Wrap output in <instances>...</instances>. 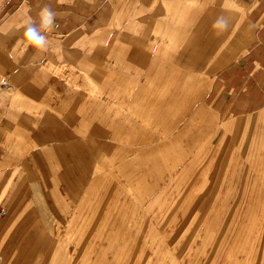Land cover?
<instances>
[{
  "label": "crops",
  "instance_id": "obj_1",
  "mask_svg": "<svg viewBox=\"0 0 264 264\" xmlns=\"http://www.w3.org/2000/svg\"><path fill=\"white\" fill-rule=\"evenodd\" d=\"M164 1L170 2L168 7L173 9L174 0ZM124 2L128 4L125 7L139 10L126 16L127 22L121 26L116 22L113 9L105 11L107 16H98V23L86 22L88 15L95 13L92 10L99 7V0H0V43L3 45L0 76L15 84L26 81L27 85L23 86L28 89H62L72 78V75L67 76L74 71L76 85L83 87L84 72L92 66L89 75L92 81L108 84L109 88L114 82L113 94L118 98L0 99L1 264L51 263L52 241L18 239L20 224L14 222V216L20 214L32 217L60 214L43 184L52 187L55 183H65L68 194L75 192L72 184L84 183L85 176L98 174L94 169L101 166V152L106 153V167L112 168L113 176L121 167L126 168L125 177L135 169L137 174L133 177H138V184L144 176L154 175L151 170L147 172V168L136 170L129 161L116 164L115 154L132 152L130 143L133 140L139 144L145 142L140 131L136 132L139 126L153 132L158 125H164L165 114L162 112L158 116L157 112L161 106L163 111V96L168 87L165 80L171 76L175 79L176 72L183 74L179 75L178 89L175 87L174 99L168 104L174 112L181 104L185 108L193 103L194 99H179L187 88L195 89V94L201 89L208 92L210 100L206 103L217 106L220 115L227 111L242 115L245 102L252 104L251 112L264 109L261 105V99L264 101V0H194L193 12L179 13L174 9L169 16L164 15L155 1ZM45 5H50L58 14V27L48 32L39 23V13ZM111 8L115 5L111 4ZM106 17L107 24L99 22ZM29 18L47 37L43 50L31 46L24 38ZM216 21L221 25L215 26ZM64 37L66 47L54 45L55 39ZM92 40L105 42L90 46L88 43ZM73 42L77 48L70 45ZM84 45L88 48L81 49ZM62 51H70L69 55L74 58H63ZM59 55L61 58L57 60ZM66 55L68 57V53ZM103 57L106 60L101 59ZM55 70L58 74H54ZM197 72L209 75L210 80L196 85ZM119 73L122 77L116 78ZM45 107L51 110L47 111ZM147 121L153 122L151 127ZM263 121L264 113H260L252 138L256 139L260 133ZM247 126L245 119L224 123L220 145L229 142L230 131L241 134ZM188 132L182 137L190 136L193 141ZM20 136H27L28 144L23 145L30 147L26 149L30 152L25 157L20 156V151L25 150L21 149ZM180 137H174L165 145L162 142L150 149H136V155L147 159L142 160L143 163L147 161L152 167H161L158 175L166 177L169 161L181 160L180 155H166V147L181 143ZM162 140L156 141L155 136L156 142ZM95 182L97 180L92 184ZM30 184L35 187L30 189ZM115 197L114 200L121 198ZM115 209L111 206L107 218L103 219L104 227L90 239L91 245L87 247L90 250L81 256L84 262L132 264V259L140 255L132 252L131 240L126 238V229L121 227L124 224Z\"/></svg>",
  "mask_w": 264,
  "mask_h": 264
},
{
  "label": "rangeland",
  "instance_id": "obj_2",
  "mask_svg": "<svg viewBox=\"0 0 264 264\" xmlns=\"http://www.w3.org/2000/svg\"><path fill=\"white\" fill-rule=\"evenodd\" d=\"M99 1V7L92 10L95 13L88 15L86 22H97L98 16H107L105 11L113 9L116 22L123 26L127 22L126 16L139 10L125 7L128 5L125 0ZM151 1L157 2L165 16L171 15L174 9L179 13H188L196 7L194 0H174L173 9L168 7L170 2ZM111 4L115 8H111ZM108 21L107 17L99 20L102 24ZM65 40V37L55 39L53 43L63 47ZM104 42L92 40L88 44L92 46ZM70 45L76 47L74 42ZM0 50H3L2 43ZM62 52L65 55L63 58H74L69 55L70 51ZM60 58V55L56 57L57 60ZM101 59L106 60V57ZM103 65L106 66V63ZM91 69L84 72L85 86L76 85L75 72L71 71L73 73L67 77L72 75V78L62 89H28L23 86L27 85L26 81L15 84L0 76V99H118L113 94L115 83L110 84L112 88L101 82L94 83L89 77ZM54 74H58V71L55 70ZM182 74L176 72L175 79L171 76L165 80L168 87H165L163 96V111L161 106L157 112L158 116L162 112L165 114L164 125H158L153 132L139 126L136 132L140 131L142 138H146L145 142L139 144L133 140L130 143L132 152L118 151L115 154L116 164L129 161L136 170H151L153 176H144L142 183L138 184V177H133L137 174L135 169L125 177L123 172L126 168L123 167L115 170L118 174L113 176L112 168L106 167V153L101 152V166L98 170L94 169L99 175L91 177L90 174L83 178L84 183L72 184L74 196L73 193L68 194L65 183H55L52 187L43 184L60 214L46 217L40 214L33 217L22 214L14 216V222L20 224L16 238L51 240L50 264H88L81 260V256L87 251L88 244L91 245L90 239L96 237L97 230L104 227L103 219L107 218L111 206H114V212L120 215L124 224L121 227L126 229V238L131 240L132 252L140 254L132 259V264H264V121L260 124L261 131L256 139L252 138L257 116L264 113V109L251 112L252 104L245 102L242 115L230 111L220 115L217 106L206 103L210 100L207 98L208 92L201 89L195 94V89L187 88L179 99H194L193 103L185 108L181 104L174 112L168 104L175 87L178 89V80H181L178 78ZM196 76V85L210 80L209 75L199 72ZM119 77H122V73L117 74L116 78ZM60 79L63 80V77L60 76ZM261 105L264 106L263 99ZM40 108L43 110L42 106ZM242 119L248 121L245 130L241 134L230 131L229 142L220 145L225 131L224 123ZM146 123L151 127L153 122ZM128 129L133 132L130 127ZM187 132L193 136V141L190 136L182 137ZM155 136L156 141L163 140L156 142ZM177 136L182 137L181 143L169 144L165 153L180 155L181 160L169 161L171 164L166 177L158 175L161 167H152L147 161L143 163L147 159L136 155V149H150L158 143L171 142ZM127 139L126 135V143ZM20 140L21 149H25L20 151V156L25 157L30 152L29 145H23L28 144L27 136H20ZM93 180H97L94 185ZM128 181L130 184H127ZM28 186L30 189L35 187L33 184ZM146 187L150 189L144 190ZM115 196L121 197L120 200H114Z\"/></svg>",
  "mask_w": 264,
  "mask_h": 264
},
{
  "label": "clouds",
  "instance_id": "obj_3",
  "mask_svg": "<svg viewBox=\"0 0 264 264\" xmlns=\"http://www.w3.org/2000/svg\"><path fill=\"white\" fill-rule=\"evenodd\" d=\"M57 13L52 10L50 5H45L40 13V27L45 31H52L58 27L56 24ZM220 22L216 21L215 26H220ZM24 38L28 41V43L40 50H43L47 45V37L42 35L41 32L37 28V24L31 18H29L25 25Z\"/></svg>",
  "mask_w": 264,
  "mask_h": 264
},
{
  "label": "built area",
  "instance_id": "obj_4",
  "mask_svg": "<svg viewBox=\"0 0 264 264\" xmlns=\"http://www.w3.org/2000/svg\"><path fill=\"white\" fill-rule=\"evenodd\" d=\"M0 264H1V260H0Z\"/></svg>",
  "mask_w": 264,
  "mask_h": 264
}]
</instances>
